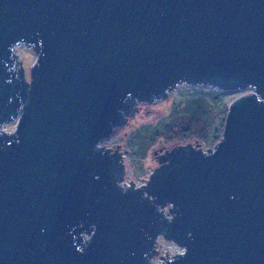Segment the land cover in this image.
Returning a JSON list of instances; mask_svg holds the SVG:
<instances>
[{
    "label": "water",
    "instance_id": "water-1",
    "mask_svg": "<svg viewBox=\"0 0 264 264\" xmlns=\"http://www.w3.org/2000/svg\"><path fill=\"white\" fill-rule=\"evenodd\" d=\"M180 86L251 92L122 185L100 143ZM160 236L161 264H264V0H0V264H150Z\"/></svg>",
    "mask_w": 264,
    "mask_h": 264
},
{
    "label": "rangeland",
    "instance_id": "rangeland-1",
    "mask_svg": "<svg viewBox=\"0 0 264 264\" xmlns=\"http://www.w3.org/2000/svg\"><path fill=\"white\" fill-rule=\"evenodd\" d=\"M17 53L20 56V61L23 64L25 69L26 78H30V68L36 59V55L33 50L29 47L21 46L18 47ZM205 87L202 86H180L174 92L169 94V96L159 101L155 104H138L137 110L132 117H128L127 122L116 128L113 135L105 139L101 145L105 149L114 150L117 147L120 151L124 153V164H125V174L124 180L126 184L134 183L139 184L141 180L147 179L152 173L154 168L157 166L156 160L153 155V151L159 149H170L173 146L181 144H200L199 147L203 150L212 148L216 144V138L221 135L220 125L223 120V117L226 116L223 112L218 111L217 109L212 112L208 117L206 122L207 129L209 130V139L206 142H203L197 134L189 135L185 138L184 141L176 144H170L166 142L162 137L157 138L152 145L148 148L147 152L142 155L140 153H135L133 149L137 148L136 145V135L135 131L140 128L142 125H152L157 123L160 119L166 117L173 105L179 100H183L186 97H196L203 92ZM222 94V103L223 108H227L229 104L237 97L251 92L250 89L244 90H230L223 91ZM227 113V112H226ZM7 128L11 131L14 127V124L6 125ZM160 247L159 253H166L173 249L172 245L168 240L163 236L159 237L158 240ZM158 255H161L159 254Z\"/></svg>",
    "mask_w": 264,
    "mask_h": 264
},
{
    "label": "trees",
    "instance_id": "trees-1",
    "mask_svg": "<svg viewBox=\"0 0 264 264\" xmlns=\"http://www.w3.org/2000/svg\"><path fill=\"white\" fill-rule=\"evenodd\" d=\"M203 94L196 97H186L176 102L169 114L155 124L142 125L135 131L137 148L135 153L144 155L152 143L159 137L171 145L180 143L189 135L197 136L206 142L209 139L207 129L208 117L217 109L226 115L227 108H223V91L205 88ZM225 116L220 125L222 133ZM209 121V120H208ZM221 135L216 138L217 142Z\"/></svg>",
    "mask_w": 264,
    "mask_h": 264
},
{
    "label": "built area",
    "instance_id": "built-area-1",
    "mask_svg": "<svg viewBox=\"0 0 264 264\" xmlns=\"http://www.w3.org/2000/svg\"><path fill=\"white\" fill-rule=\"evenodd\" d=\"M3 129L4 130H7V131H10L8 128H7V126L5 125L4 127H3ZM104 141V140H103ZM102 141V142H103ZM101 142V143H102ZM101 143H100V145H101ZM102 146V145H101ZM103 147V146H102ZM148 179V178H147ZM147 179H143V180H141L140 181V183L139 184H135V185H142V184H144L145 182H146V180ZM122 185H129V184H126L125 182H122L121 183ZM158 240H159V238H158ZM159 241H157V243H156V255L155 256H153L152 257V259H150V264H161L162 262H163V258L164 257H171V256H173V255H175V254H177V253H181L182 251H183V247H181V246H178L177 244H175L173 241H169L172 245H174V247H173V249L172 250H170L169 252H166V253H159V249L161 248L162 249V247H160V244L158 243ZM163 250V249H162ZM158 253L159 254H161V255H158Z\"/></svg>",
    "mask_w": 264,
    "mask_h": 264
}]
</instances>
